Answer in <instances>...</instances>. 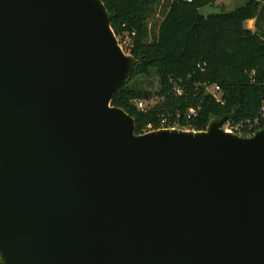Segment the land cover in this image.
I'll return each instance as SVG.
<instances>
[{
    "label": "water",
    "instance_id": "obj_1",
    "mask_svg": "<svg viewBox=\"0 0 264 264\" xmlns=\"http://www.w3.org/2000/svg\"><path fill=\"white\" fill-rule=\"evenodd\" d=\"M101 0H0V264H264V129L135 133Z\"/></svg>",
    "mask_w": 264,
    "mask_h": 264
},
{
    "label": "trees",
    "instance_id": "obj_2",
    "mask_svg": "<svg viewBox=\"0 0 264 264\" xmlns=\"http://www.w3.org/2000/svg\"><path fill=\"white\" fill-rule=\"evenodd\" d=\"M101 1L118 42L128 39L125 50L137 60L111 100L134 119L136 134L202 131L224 116L240 136L264 129V0L208 14L200 9L217 0H164L154 26L150 20L159 0ZM252 19L254 31L246 27ZM208 86L218 88V98ZM138 101L148 105L140 110Z\"/></svg>",
    "mask_w": 264,
    "mask_h": 264
},
{
    "label": "rangeland",
    "instance_id": "obj_3",
    "mask_svg": "<svg viewBox=\"0 0 264 264\" xmlns=\"http://www.w3.org/2000/svg\"><path fill=\"white\" fill-rule=\"evenodd\" d=\"M246 2V0H217L213 5L211 6H206L200 9V12L203 14H208V13H212V12H228V11H232L237 7H240L242 5H244ZM164 5V0H159V5L161 8ZM160 7H157L155 9V13L153 14V19L150 20V24L154 26V22L156 23V21L159 20V17H157L156 15L159 13L161 14V12L163 11V8L161 10ZM154 21V22H153ZM246 26H252V22H246ZM120 46L122 47V44H120ZM128 53V52H127ZM153 82V87L156 88L157 87V82H156V78H152L151 79ZM147 87V85H146ZM149 88V87H148ZM207 91L211 92L213 94H215V97H219V95L217 93H215L214 87L213 86H208L207 87ZM154 101L149 102V104H153ZM146 105H148V103H145ZM224 128L226 129H230L231 127H229L227 124L224 126Z\"/></svg>",
    "mask_w": 264,
    "mask_h": 264
},
{
    "label": "built area",
    "instance_id": "obj_4",
    "mask_svg": "<svg viewBox=\"0 0 264 264\" xmlns=\"http://www.w3.org/2000/svg\"><path fill=\"white\" fill-rule=\"evenodd\" d=\"M120 44H122V49L126 52V47L129 45V40L128 39H125L124 40V42H122V43H119V45ZM127 53V52H126ZM216 89H218L217 87L214 89V90H216ZM145 107H146V104H145V102L144 101H138L137 102V108L138 109H140V110H143V109H145ZM189 113L190 114H193L194 113V110L193 109H190L189 110ZM166 118H163L162 120H161V125H164L165 123H166ZM224 130H226V131H229V132H231V130L228 128V129H226V128H224Z\"/></svg>",
    "mask_w": 264,
    "mask_h": 264
},
{
    "label": "crops",
    "instance_id": "obj_5",
    "mask_svg": "<svg viewBox=\"0 0 264 264\" xmlns=\"http://www.w3.org/2000/svg\"><path fill=\"white\" fill-rule=\"evenodd\" d=\"M248 22H252V26H246L247 28H249L250 30L254 31V20H248Z\"/></svg>",
    "mask_w": 264,
    "mask_h": 264
}]
</instances>
